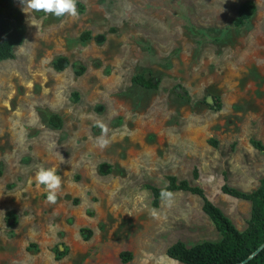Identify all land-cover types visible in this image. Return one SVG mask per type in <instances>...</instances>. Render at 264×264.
Here are the masks:
<instances>
[{
    "label": "rangeland",
    "instance_id": "374dc122",
    "mask_svg": "<svg viewBox=\"0 0 264 264\" xmlns=\"http://www.w3.org/2000/svg\"><path fill=\"white\" fill-rule=\"evenodd\" d=\"M246 1L255 12L236 25ZM77 7V18L24 13V42L0 61V264H183L171 245L222 235L196 194L153 205L149 186L170 175L245 230L251 202L222 187L252 191L264 178L251 142L264 144V0ZM141 74L158 87L136 83ZM97 120L109 128L104 150ZM41 167L61 176L55 204L36 183Z\"/></svg>",
    "mask_w": 264,
    "mask_h": 264
},
{
    "label": "trees",
    "instance_id": "16d2710c",
    "mask_svg": "<svg viewBox=\"0 0 264 264\" xmlns=\"http://www.w3.org/2000/svg\"><path fill=\"white\" fill-rule=\"evenodd\" d=\"M253 1H246L239 10L236 25L249 19L255 12ZM26 19L24 12L14 0H0V61L14 57V48L24 42L26 36ZM104 35L98 36L99 41ZM66 58L60 57L54 63L57 70H63ZM134 81L146 88L158 87L159 79L153 76L137 75ZM205 104L212 109H220L221 102L213 95H208ZM56 116L52 117L54 121ZM58 123V125H57ZM55 125H60L59 122ZM252 144L264 153V144L253 139ZM215 143V142H214ZM154 199L153 205L158 206L161 189L188 191L203 199V210L213 220L221 233L220 241H203L191 247L178 241L167 249V255L183 264H264V178L261 185L252 191H244L224 184L222 190L237 198L249 200L252 205L251 217L245 230L240 231L232 220L206 195L203 188L192 184L188 179L179 180L176 176L168 177V184L163 187L150 185ZM123 256V255H122Z\"/></svg>",
    "mask_w": 264,
    "mask_h": 264
},
{
    "label": "clouds",
    "instance_id": "9594fccd",
    "mask_svg": "<svg viewBox=\"0 0 264 264\" xmlns=\"http://www.w3.org/2000/svg\"><path fill=\"white\" fill-rule=\"evenodd\" d=\"M21 11L26 14L44 13L45 15L55 16L57 18L69 16L77 18L79 15L77 0H18ZM95 126L100 129V135L96 138V145L101 150L107 148L110 144L108 139L109 128L101 120L95 121ZM36 183L46 189V199L49 204L57 202L58 193L61 190V176L56 174L54 169L41 167L36 173ZM160 198L166 202L167 207L173 203V193L167 188L161 189ZM153 217L157 216L155 210L152 212Z\"/></svg>",
    "mask_w": 264,
    "mask_h": 264
}]
</instances>
